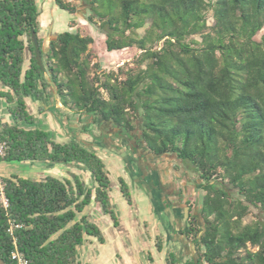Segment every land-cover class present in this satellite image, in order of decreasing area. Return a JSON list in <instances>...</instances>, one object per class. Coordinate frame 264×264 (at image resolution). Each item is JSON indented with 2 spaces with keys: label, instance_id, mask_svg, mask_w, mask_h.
Listing matches in <instances>:
<instances>
[{
  "label": "trees",
  "instance_id": "16d2710c",
  "mask_svg": "<svg viewBox=\"0 0 264 264\" xmlns=\"http://www.w3.org/2000/svg\"><path fill=\"white\" fill-rule=\"evenodd\" d=\"M54 1L60 10L77 13L76 5ZM89 5L87 21L98 24L106 50L137 47V59L98 73L96 55L88 49L93 38L67 30L46 47L38 38L42 70L31 35L39 30L36 0H0V83L10 90L0 97L14 104L8 112L16 124L34 123L25 98L41 100L47 74L63 107L92 114V123L104 131L130 137L140 125L142 147L155 157L173 155L189 163L204 192L198 215L190 214L181 232L194 246L184 264H264V225L244 223L250 207L264 211V33L256 39L264 30V0H89ZM0 141L7 144L0 162L83 169L95 183L88 187L71 171L62 180L3 179L9 206L4 210L0 204V258L16 264L6 232L12 221L21 225L14 235L28 264H82L76 250L85 237L103 242L83 210L95 202L118 224L109 208L103 160L76 140L56 143L39 128L2 123ZM118 182L130 204L127 184ZM155 246L161 251L158 237ZM166 261L178 259L169 254Z\"/></svg>",
  "mask_w": 264,
  "mask_h": 264
},
{
  "label": "rangeland",
  "instance_id": "374dc122",
  "mask_svg": "<svg viewBox=\"0 0 264 264\" xmlns=\"http://www.w3.org/2000/svg\"><path fill=\"white\" fill-rule=\"evenodd\" d=\"M62 1L65 3L70 2L71 4L76 5L77 13L75 15H70L63 10H60L56 6L54 0H36L40 12L38 22L44 23V28H49L51 24H53L54 30H57L61 27V31H59L60 33L67 30H78L82 36L92 37L94 43L90 45L88 49L96 55V58L93 60V62L97 63L99 66V70L97 71L98 73L116 71L119 66H122L124 63L130 64L135 59H137V57H139L141 51L137 47L113 52H108L106 50L105 35L98 28V24L96 23V21L93 24L87 21L88 16L91 14V6L89 5V0ZM212 24L213 19L211 14H209L208 25ZM143 33L144 29L138 31L139 36H142ZM263 33L264 30L257 35L256 39L259 40ZM26 67L27 64L24 63V68ZM45 78L49 79L47 74L45 75ZM0 92L10 91L0 83ZM13 106V103H8L5 98L0 97V116L6 118V121H3V123L24 127L23 123L16 124L13 116L8 112V107ZM29 106L30 110H34V107H32L31 105ZM75 114L76 113L74 112L70 113V121L75 117L77 118V115ZM91 118L92 114L86 113L85 116L81 119L82 126L86 127L87 130H89V128L92 126V124L90 123ZM37 126L38 124H36V126L27 125V128H38ZM42 126L43 125H40L39 128H42ZM95 127L96 128L94 129L93 126V131L95 130L97 131V133L99 132V135L101 136H97L98 134L91 135L95 138L94 142L101 141L104 143L105 141L108 142V139L113 142V144H111L109 148L101 149V147H99V149L101 150L100 156L104 160L106 166L105 169L109 173L110 179V194L112 197V205H109V208L113 210L115 206V209L117 210L120 218L125 221L126 217V225H124L129 226L130 231L127 232L123 229L120 233L122 237L128 236L126 237L127 241H121L122 244H120V242L114 243L113 245L110 243L108 245V248H105L103 250L101 248H98L95 243L91 247L89 246L86 253L82 255L81 251H83V249L82 247H79L76 252V260H79V258H81L82 260H87L92 264H101L103 261L99 259V252H108L110 250V264H166L165 259L168 257L170 250L164 248L162 252L158 253V251L155 250L153 246V229L151 228L152 221L147 213V209L149 208V205L152 204V201L149 200L148 195H146V193L142 191V187L140 186V184L136 182L134 183V181L130 178L129 173H127L126 169L123 167L122 161H124V157L122 153H124L125 151L123 150V147H121V145H118L117 142L113 141V134L107 131L104 132V129H102V127L100 126L95 125ZM140 128L141 127L139 125L138 130L135 133L130 134L131 141L129 140L128 143L133 145L136 153L138 154L139 152L142 157L140 159H137V162H134L133 164L130 162V164L134 167V169L137 170V172L141 173L142 170H144V175H147L151 170H154L155 168L163 167V169H165L167 173H164L163 169H160V171H162L163 176L168 179L166 181L167 184L171 186V181L177 180L175 181V183H179L181 185L180 190L183 194H185L184 196L186 200L189 203L192 202L194 210L199 209L204 192L203 190L197 188L196 184H198L197 181H199L198 174L194 171L189 163L182 162L173 155L161 156L159 158H153L151 155H149L148 152L142 147L139 135ZM124 134L119 132L115 137L118 138V135H120L119 138H121L122 141L124 140ZM101 139H103L104 141ZM116 150H118L120 154H115ZM115 157L120 161H117ZM159 164L161 166H159ZM20 170H24L25 172H27L28 169L20 162H0L1 185L2 180L10 177L11 175L19 174L21 176H25V173L20 172ZM84 176L85 178H88V175L84 174ZM122 177L126 179L131 203L127 204L126 201L123 200L121 207L120 203L115 200V195L117 194L120 197L121 192L119 190L118 179ZM141 177H143L142 174ZM181 178L184 182H180ZM231 194L235 198H240V196L235 191H232ZM120 199L122 200V198ZM98 207L100 208L99 205ZM250 208L251 215L244 220V223L246 224L257 222L264 225V211L253 207ZM89 218L90 219L88 220L97 225L99 228H106L108 224H111L110 217L108 215H104L99 209L91 210ZM146 233L149 237L148 239L146 238ZM106 234L108 235V232ZM123 240L125 239L123 238ZM248 248L251 251L257 250L256 248H251L250 246H248ZM122 249L124 250L121 251ZM116 255L118 256L116 257ZM150 257H152V261L149 260Z\"/></svg>",
  "mask_w": 264,
  "mask_h": 264
},
{
  "label": "crops",
  "instance_id": "0c3cea01",
  "mask_svg": "<svg viewBox=\"0 0 264 264\" xmlns=\"http://www.w3.org/2000/svg\"><path fill=\"white\" fill-rule=\"evenodd\" d=\"M44 25H45L44 23L39 22V30H38L37 36L38 38L44 41V44L46 47L47 44L60 33L59 31H61L60 30L61 27L57 30H54L53 24H51L49 28H44ZM27 63L28 61L25 60V64ZM47 82L49 84V87H48V90L43 93L41 100H37L35 96L25 98L28 112L31 115H33V117L35 118V122L32 125L36 126V124H38L37 126L38 128L40 125H43L42 128H39V129H42L45 132H47L49 139L56 143L63 144V143H68L71 140H76L80 142L82 145H84L85 147L94 151L98 156H100L101 150L99 149V147H101V149L109 148L110 145L113 144V142H111L110 139H108V142L105 141L104 143L101 141L94 142L95 138L92 137L91 135H96V134H98L97 136H101V135H99L100 134L99 132L97 133V131L95 130L93 131V126H94V129L96 128L95 124L92 123L93 117L91 118V122H90L92 126L89 128V130H87L86 127L82 126L81 119L85 116L86 113L85 114L76 113L75 115H77V118L75 117L70 121L69 116L72 111L63 107V105L61 104L60 98L56 94V87L50 81V79H47ZM29 105L34 107V110H30ZM3 121H6V118L0 116V124H2ZM23 125L24 127L27 128L26 124H23ZM113 131L111 132L114 136L112 137L113 141L117 142L118 145H121V147H123V150L125 151L124 153H122L124 157V161H122L123 167L126 169L127 173H129V176L134 181V183L135 182L139 183L140 186L142 187V191L146 193V195H148V199L152 201V204H150L149 208L147 209V213H148L149 218L152 221L151 228L153 229V240H154L153 246L155 250H157L155 243L158 237L161 239V243H162V249L161 251L157 250L158 253L162 252L163 249L166 248L170 250L169 254H174L177 257L178 262L176 264H184L186 260L193 258L194 246L187 240V238L181 232L185 230L188 225L189 215L190 214L198 215L197 210L199 209L194 210V207L192 206V202L189 203L186 200L184 196L185 194H183L180 190L181 185L179 183L178 184L175 183V181L177 180H172L171 186L167 184L166 181L168 179L164 177L163 172L160 171V169H163V167L155 168L156 170L155 169L151 170L147 175H144V170H142L141 173L137 172V170L134 169V167L130 164V162L132 164L134 162H137L136 158L138 157V154L136 153L135 148H133L132 146L129 147L128 143H126V139L121 141V138H119L120 135H118L119 136L118 138L115 137L117 135L115 133L116 130H113ZM115 154H120V153L118 152V150H116ZM151 156L153 158H159L157 156L156 157L153 155ZM100 158L103 160L101 156ZM115 159L117 161H120L116 157ZM20 163H22L25 167H27L28 170L27 172H25L24 170H20V172L25 173V176L15 174L19 177L40 181V180H43L47 176H53V177H56L62 180L64 178H69V176L67 175V171H71V172H74L80 175V177L85 181V184L88 187L95 186V183L93 179H91L90 177L91 175L87 170L66 168L60 164H52L48 162L38 163V162L29 161V162H20ZM159 166L161 165L159 164ZM163 171L164 173H167L165 169H163ZM84 174L88 175V178H85ZM141 174L143 177H141ZM122 179L126 183V179L123 177ZM182 181L183 179L181 178L180 182ZM197 183H199V181H197ZM110 193H109V205H112V197ZM116 195H115L116 197L115 200L119 202L120 206L122 207L123 200L124 201L126 200L123 198L121 193H120V197L119 195L117 196ZM120 198H122V200ZM94 209L101 210L98 207L97 203L92 202L89 206H87L83 210L81 215H85L87 219H90L89 214L91 210H94ZM113 211L114 213L116 212L115 216L117 218L118 224L115 226L112 220L110 219L111 224H108L106 228H103V227L99 228L102 233L103 242L98 241L96 238L86 236L83 244L79 246V247H82L83 249V251H81L82 255L86 253L87 248L89 246L91 247L95 243L98 248H101L103 250L105 248H108V245L110 243L112 245L114 243H119V242L120 244H122L121 241L123 242L127 241L126 237L128 236L122 237L120 235L123 229L126 230L127 232L130 231L129 226H125L126 217H125V221L122 220L120 216L118 215L117 210L115 209V206L113 208ZM110 230H113V231H110ZM107 232H108V235L106 234ZM146 236H147L146 238L148 239L149 237L147 233H146ZM123 238L125 240H123ZM123 250L124 249H122L121 251ZM99 253H100L99 259L103 261L101 264L111 263V259L109 257L110 250L108 252H99ZM112 255H115V254H112ZM117 256L118 255H116V257ZM166 259H165V262L166 264H168ZM149 260L152 261L153 260L152 257H150ZM78 261H80L82 264H86V263L92 264L91 262L87 260H82L81 258H79Z\"/></svg>",
  "mask_w": 264,
  "mask_h": 264
},
{
  "label": "built area",
  "instance_id": "2783aa9c",
  "mask_svg": "<svg viewBox=\"0 0 264 264\" xmlns=\"http://www.w3.org/2000/svg\"><path fill=\"white\" fill-rule=\"evenodd\" d=\"M7 151V144L3 141H0V157H4ZM0 204L4 210H7L9 204L4 195L3 184L0 183ZM21 225L15 224L12 221H9L8 228L6 232L12 238L14 249L11 252L10 259L16 264H28V260L24 257V255L18 250L16 238L14 232L16 229H19Z\"/></svg>",
  "mask_w": 264,
  "mask_h": 264
},
{
  "label": "water",
  "instance_id": "95a60500",
  "mask_svg": "<svg viewBox=\"0 0 264 264\" xmlns=\"http://www.w3.org/2000/svg\"><path fill=\"white\" fill-rule=\"evenodd\" d=\"M31 35H32V39H33V44H34V48H35V54H36V58H37V61L41 67V69L43 70L44 67H43V60H42V56H41V53L39 52V48H38V37H37V34L32 31L31 32ZM0 264H5L2 259L0 258Z\"/></svg>",
  "mask_w": 264,
  "mask_h": 264
},
{
  "label": "flooded vegetation",
  "instance_id": "af4514ba",
  "mask_svg": "<svg viewBox=\"0 0 264 264\" xmlns=\"http://www.w3.org/2000/svg\"><path fill=\"white\" fill-rule=\"evenodd\" d=\"M123 136H124L123 139H126V143H128V141L130 140V137L129 136H126V135H123ZM128 145H129V147L132 146L134 148L133 145H131L129 143H128ZM141 157H142V155L138 152V157L136 159H140Z\"/></svg>",
  "mask_w": 264,
  "mask_h": 264
}]
</instances>
